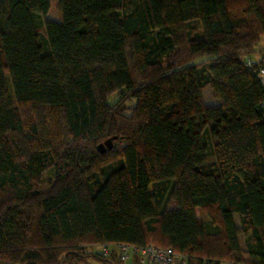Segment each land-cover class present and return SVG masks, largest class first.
Listing matches in <instances>:
<instances>
[{"label":"trees","instance_id":"1","mask_svg":"<svg viewBox=\"0 0 264 264\" xmlns=\"http://www.w3.org/2000/svg\"><path fill=\"white\" fill-rule=\"evenodd\" d=\"M261 37L264 0H0V264H264Z\"/></svg>","mask_w":264,"mask_h":264},{"label":"built area","instance_id":"2","mask_svg":"<svg viewBox=\"0 0 264 264\" xmlns=\"http://www.w3.org/2000/svg\"><path fill=\"white\" fill-rule=\"evenodd\" d=\"M245 65L256 74L260 84L264 87V52L254 59L245 57ZM102 254L114 256L120 264H187L188 257L171 248H159L153 244L138 246L128 243L100 245Z\"/></svg>","mask_w":264,"mask_h":264},{"label":"rangeland","instance_id":"3","mask_svg":"<svg viewBox=\"0 0 264 264\" xmlns=\"http://www.w3.org/2000/svg\"><path fill=\"white\" fill-rule=\"evenodd\" d=\"M38 31H39L41 37H43L44 36V33H43L44 31H43L42 26H39ZM254 49H255V52H254L253 57H259L260 53H262V51H264V37H261L259 43L255 46ZM204 60L205 59H200V60H196V62L200 63L201 61H204ZM7 89H8V92H9V94H8L9 98H11V100H12L13 99L12 93H11L12 92V87H11V82H10V79H9L8 76H7ZM117 98H118L117 93H114V94L110 95L109 102L116 101ZM203 99H204V102H205L206 105H215L216 103H219V100L217 101V99L213 95V92H212L211 88H209V87L204 89V91H203ZM18 108H19V112H20L21 116L24 119H33L34 118L35 109L31 105H18ZM208 158H209V160L212 159V157H208ZM52 181H53V173H52V171H50V170L46 171L44 173L43 177H42V180H41V189L42 190H46L49 187V185H50V183ZM167 205L169 207H173L174 203L171 202V203H169ZM162 207H159V208L156 207L155 208L156 212L159 213L161 211ZM196 213L200 217L204 216V213L201 210H199L198 208L196 209ZM234 221H235L236 225L240 229L239 241H240V244H241V248L244 251L245 250V235H246V232L241 227L240 218H239L238 214H236V213L234 214ZM87 247L88 248L85 251H88L89 254H94L97 251V249H99L97 245H88ZM80 264H99V263L93 261L92 259H90L88 257H86V258H84V260ZM222 264H230V263H222Z\"/></svg>","mask_w":264,"mask_h":264},{"label":"water","instance_id":"4","mask_svg":"<svg viewBox=\"0 0 264 264\" xmlns=\"http://www.w3.org/2000/svg\"><path fill=\"white\" fill-rule=\"evenodd\" d=\"M111 138H108L106 139L104 142L102 143H99L97 145V149L100 151V152H104L106 150V148H110L111 147Z\"/></svg>","mask_w":264,"mask_h":264},{"label":"crops","instance_id":"5","mask_svg":"<svg viewBox=\"0 0 264 264\" xmlns=\"http://www.w3.org/2000/svg\"><path fill=\"white\" fill-rule=\"evenodd\" d=\"M217 101H218V99H217ZM216 104H218V103H216Z\"/></svg>","mask_w":264,"mask_h":264}]
</instances>
